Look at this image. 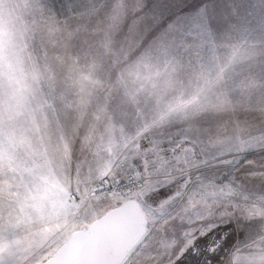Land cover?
<instances>
[{"label": "rangeland", "instance_id": "obj_1", "mask_svg": "<svg viewBox=\"0 0 264 264\" xmlns=\"http://www.w3.org/2000/svg\"><path fill=\"white\" fill-rule=\"evenodd\" d=\"M186 2L188 14L149 45L144 36L155 18L121 32V0H0V64L5 42L24 36L47 67L28 97V119L42 129L49 176L59 185L66 176L75 182L78 219L91 223L128 200L143 212V234L121 264H172L168 245L186 233L202 243L184 264H209L219 259L208 250L220 235L222 249L246 236L235 224L199 235L202 214L217 198L198 169L227 172L220 157L235 164L239 154L210 149L219 139L232 150L233 130L244 126L235 115L264 107V62L252 57L264 50V0ZM106 3L115 18L97 22ZM46 7L58 26L45 29ZM259 161L248 165L255 178L241 175L244 169L233 174L248 188L238 182L237 195L257 203L264 201ZM17 211L0 201V223Z\"/></svg>", "mask_w": 264, "mask_h": 264}, {"label": "clouds", "instance_id": "obj_2", "mask_svg": "<svg viewBox=\"0 0 264 264\" xmlns=\"http://www.w3.org/2000/svg\"><path fill=\"white\" fill-rule=\"evenodd\" d=\"M189 11L186 0H121V8L116 15L120 18V31L124 33L134 24L137 25L139 31L137 22L142 18H155L154 27L151 29L152 34L148 36L145 33L144 36L151 45L160 35L166 33L179 17L187 15ZM43 16L45 17V29L50 24L58 26L60 23L54 9L49 11L46 7ZM114 18L113 8L107 3L99 8L94 17L97 22H105ZM252 57L254 60L264 62V50L253 53ZM0 68H2V73H0V142H3L8 140L9 133L12 131L8 113L14 106L13 102L19 100L21 115L27 113L29 117L28 97L38 90L39 82L47 75V67L41 63L34 43L24 36H18L10 45L5 42L3 62ZM234 120L243 123L244 126L238 123L234 128L232 150H229L227 144L217 139L210 152L214 154L225 151L228 156L233 157L239 154L237 162L233 164L227 156L220 157L223 166L228 169L222 174L220 169H198V171L204 170L200 173L208 182L206 187L211 188V195L217 198L211 206V211L202 214L200 227L204 230L210 229L213 236L217 229L224 232L221 226L225 224H235L246 231L245 240L237 241L231 248L222 249L225 236L220 235V241L208 250L209 257L217 254L219 259H210L209 264H236L237 258L240 264H264V201L257 203L237 195L238 182L241 190L248 191L247 183L241 179V175L248 174L250 178H255L251 174L256 169L248 167L254 163L255 157L258 156L259 162L264 165V107L237 113ZM19 127L26 137L28 149L23 153L24 162L20 164L23 173L19 184L20 191L23 193L33 183V178L27 173L25 165L32 161L34 156L38 154L45 156V153L42 148L44 139L42 129L31 123L29 119ZM256 147L259 151L255 153L250 151ZM252 153H254L253 158H248ZM4 163L7 166V161ZM240 169H244V173L233 179L234 171L238 172ZM64 179L65 182L60 187L64 188L75 202L78 195L77 186L71 176H66ZM259 183L262 186L261 194L264 195V178H260ZM232 201L236 202L232 203ZM150 215L151 213H148L145 217V224Z\"/></svg>", "mask_w": 264, "mask_h": 264}, {"label": "snow or ice", "instance_id": "obj_3", "mask_svg": "<svg viewBox=\"0 0 264 264\" xmlns=\"http://www.w3.org/2000/svg\"><path fill=\"white\" fill-rule=\"evenodd\" d=\"M8 113L12 131L8 140L0 142V201L8 199L18 205V211L7 224L0 223V264H91L94 260L93 247L104 229L105 220L95 223H82L78 219L80 204L69 197L47 173L44 155L34 156L26 165V171L33 178L27 191H20V177L23 170V153L27 151V140L19 127L28 119L21 115L19 100ZM4 161H7L5 166ZM35 165L34 167L32 165ZM16 177V180L5 177ZM103 174V173H102ZM72 200L73 202H70ZM129 204H135L129 201ZM124 204L121 212L127 211ZM0 217V221H2ZM143 216L137 223L143 233ZM210 229L200 231L207 236ZM202 241L192 233L173 240L168 245L171 250L172 264H184L192 249ZM134 241L129 244L132 247ZM122 254H127V249ZM236 264H240L237 258Z\"/></svg>", "mask_w": 264, "mask_h": 264}, {"label": "water", "instance_id": "obj_4", "mask_svg": "<svg viewBox=\"0 0 264 264\" xmlns=\"http://www.w3.org/2000/svg\"><path fill=\"white\" fill-rule=\"evenodd\" d=\"M129 201L134 200H128L124 204H129ZM124 204L111 209L91 222L95 223L107 218L104 229L93 247L95 258L91 264H121L126 256L122 254L124 250L128 251L129 244L133 241L135 243L143 234H140L137 229L140 216H143L138 203L129 204L127 211L121 212L120 209Z\"/></svg>", "mask_w": 264, "mask_h": 264}]
</instances>
